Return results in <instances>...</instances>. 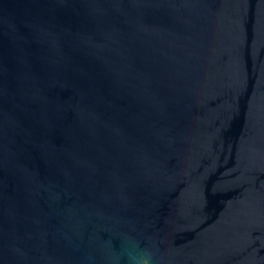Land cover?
Wrapping results in <instances>:
<instances>
[{"label": "water", "instance_id": "95a60500", "mask_svg": "<svg viewBox=\"0 0 264 264\" xmlns=\"http://www.w3.org/2000/svg\"><path fill=\"white\" fill-rule=\"evenodd\" d=\"M0 264H264V0H0Z\"/></svg>", "mask_w": 264, "mask_h": 264}]
</instances>
